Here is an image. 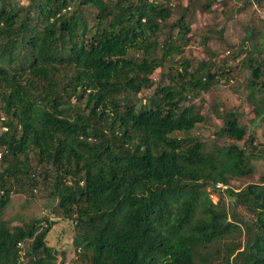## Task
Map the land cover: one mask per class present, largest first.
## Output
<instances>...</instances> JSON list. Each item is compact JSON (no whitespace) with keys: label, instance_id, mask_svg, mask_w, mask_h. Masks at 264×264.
Instances as JSON below:
<instances>
[{"label":"trees","instance_id":"1","mask_svg":"<svg viewBox=\"0 0 264 264\" xmlns=\"http://www.w3.org/2000/svg\"><path fill=\"white\" fill-rule=\"evenodd\" d=\"M220 1L0 0V264H56V221L5 218L38 189L73 225L78 264H264V176L233 187L264 161V21L243 27L236 67L210 45L224 27L202 35L206 59L185 56L197 12ZM233 72L250 125L195 103ZM212 114L223 124L203 140Z\"/></svg>","mask_w":264,"mask_h":264},{"label":"rangeland","instance_id":"2","mask_svg":"<svg viewBox=\"0 0 264 264\" xmlns=\"http://www.w3.org/2000/svg\"><path fill=\"white\" fill-rule=\"evenodd\" d=\"M22 4H26L28 0H19ZM184 5H187V0H184ZM244 8L241 12L236 14L233 21H228L226 15H229V10L232 9L231 14L236 8ZM215 14H208L205 10L197 12L195 20L192 24V34L190 35V43L185 50V56L194 62L206 59L208 56L203 46L202 35H208L210 28L218 31L222 27L225 28L223 39H218L217 36L211 40V47L219 53L218 61L221 62L227 59V62L236 67L241 58L236 62H231V47L240 45L244 36L243 27L251 24H258L259 21H264V6H259L257 3L249 4L245 0H221L214 6ZM211 35V34H209ZM216 38V39H215ZM5 62L0 61V68H6ZM159 77V71L154 75V78ZM230 83L222 84L213 88L209 93H202L201 98L196 100L195 103L199 111L203 114L209 113V110L214 105H221V108L236 109L244 114L242 122L250 125L251 120L254 118L252 111L253 106L246 99L244 94V86L247 82L246 75H239L233 72L229 76ZM154 88L147 89L145 94L149 95L153 92ZM222 120L218 119L214 114L210 116V122L201 126L196 133H198L203 140H213L215 138V130L221 127ZM254 135L257 142L262 143L260 146L264 150V125L253 128ZM1 133V122H0ZM222 143V141H219ZM0 152L2 150L0 149ZM256 172L255 175L249 179H242L233 184L234 189L238 190L244 188L251 182H259L261 177L264 176V161L255 162ZM34 196L30 192H15L12 196V203L9 210L5 214L6 219H13V225L21 224L22 222H30L35 218L50 217L56 221L47 237V243L56 252V264H78L79 255L81 253L74 246L75 230L73 225L58 218L52 209L56 205V201H51L48 192L42 189L34 190Z\"/></svg>","mask_w":264,"mask_h":264},{"label":"built area","instance_id":"3","mask_svg":"<svg viewBox=\"0 0 264 264\" xmlns=\"http://www.w3.org/2000/svg\"><path fill=\"white\" fill-rule=\"evenodd\" d=\"M0 157H1V154H0ZM219 188H222V189H225L226 187L223 186V185H218Z\"/></svg>","mask_w":264,"mask_h":264}]
</instances>
